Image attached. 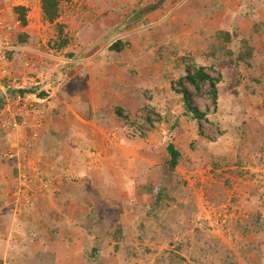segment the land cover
<instances>
[{
    "label": "rangeland",
    "instance_id": "374dc122",
    "mask_svg": "<svg viewBox=\"0 0 264 264\" xmlns=\"http://www.w3.org/2000/svg\"><path fill=\"white\" fill-rule=\"evenodd\" d=\"M220 8L69 0L50 22L41 0H0L8 99L27 90L19 108L0 92V264H264V0Z\"/></svg>",
    "mask_w": 264,
    "mask_h": 264
},
{
    "label": "trees",
    "instance_id": "16d2710c",
    "mask_svg": "<svg viewBox=\"0 0 264 264\" xmlns=\"http://www.w3.org/2000/svg\"><path fill=\"white\" fill-rule=\"evenodd\" d=\"M41 1H42V9H43L44 17L48 21L52 22V21H55L58 18V16H59V3L62 2V1H69V0H41ZM255 6L256 5L251 6L250 9L247 10V11L252 14L253 11L256 10L254 8ZM216 7H217V4H216V1H215V2H213L212 6L208 7V12H214ZM16 8H17V10H20L22 12V15H23V10L25 9V7L24 6H17ZM153 8L155 9L156 5L152 6V9ZM248 17H250V16H248ZM259 28H262V26H259ZM261 30L264 31V28H262ZM225 33H226V39L227 40L231 38V35L235 36V34L233 32H231V31L230 32L228 31V32H225ZM26 39H27L26 35H22L21 40L24 41ZM259 44H260V46H259V50L258 51H256L255 49L250 47V51H251L250 52V57L253 55L255 58H257L258 57L257 56L258 52H261V53L264 52V42H259ZM59 45H62V44H59ZM187 77L190 79V81L194 84V86L197 89H200V84L202 82L210 81L211 82V94L213 96L214 102L217 103V100H218V83L221 81L220 79H215L214 77H211L207 72L204 71L203 67H199L193 73H188ZM252 80L255 81L258 84L261 83V80L259 78L257 80L253 78ZM25 91H27V90L24 89V88L12 90V92H14V93L19 92L21 94L25 93ZM183 97H184V104H185L186 111L191 112L193 114L192 116H193L194 119H203V118L207 117V113L206 112L202 111L198 106L192 104L191 99H190V95H189V93L186 90H184V96ZM1 102H3L2 99H0V103ZM167 151L170 154V166L174 168L179 163V160H180V157H181V152L177 149V147L173 143H169L167 145ZM165 195H167L166 194V189L165 188H161L159 193H158V196H157L158 198H157V200L155 202L156 205L160 204V202L163 200ZM154 208H155V205L151 204L150 209H154Z\"/></svg>",
    "mask_w": 264,
    "mask_h": 264
},
{
    "label": "built area",
    "instance_id": "2783aa9c",
    "mask_svg": "<svg viewBox=\"0 0 264 264\" xmlns=\"http://www.w3.org/2000/svg\"><path fill=\"white\" fill-rule=\"evenodd\" d=\"M12 28L13 27L10 24H6L4 22L3 17L0 14V92L3 91L4 97L6 98L5 100L10 98L11 96L10 95L11 92L10 93L8 92L11 90L9 89L10 86H8L6 83L8 75L10 74L12 70V67H11L12 65L10 64L12 62V59L10 58V53L16 49H19L15 44L16 41L13 40ZM6 85L8 86V91H7ZM13 85H16V83H14ZM21 85L23 84H18V86H13V87L14 89H16L15 87H18L17 89H19L20 87H25ZM11 99H12V102L14 103V106H17L19 108V106L24 103L23 100L25 98L23 97L21 93L17 92V93H13ZM11 99H8L6 101V105L9 107L12 104Z\"/></svg>",
    "mask_w": 264,
    "mask_h": 264
},
{
    "label": "crops",
    "instance_id": "0c3cea01",
    "mask_svg": "<svg viewBox=\"0 0 264 264\" xmlns=\"http://www.w3.org/2000/svg\"><path fill=\"white\" fill-rule=\"evenodd\" d=\"M216 1V4H217V7H216V9L214 10V12H216V13H214V14H217V13H219V12H221L222 10H223V8H220L221 6L223 7L224 5L226 6V4L227 3H229V5H230V7H232L233 6V9L234 10H236V11H241L242 10V7H244V6H246V7H248V5H250V4H254V3H256V0L254 1V0H251L252 2H248L247 0H246V2H240L241 0H195L194 2H193V0H190V3L191 4H195V5H201V7H202V9H203V11L205 12L204 13V17L206 18V19H208V17H210L208 14H209V12H208V7L209 6H212V4H213V2H215ZM254 1V2H253ZM237 4H236V3ZM244 3H246V4H244ZM179 3H177V5H176V8L177 9H179V8H183V4H181V5H179ZM187 7H193L192 8V10L194 11L195 10V7L193 6V5H188ZM176 9V10H177ZM155 10H156V8H155ZM236 11H234L235 12V16H237V12ZM139 13V12H138ZM140 14V13H139ZM214 14H213V16H214ZM141 15V14H140ZM213 24H215L214 22L212 23L211 22V24L207 27L208 29H212V30H214L215 28H218L216 25H214L213 26ZM221 26H219V28H220ZM74 74L72 75V82H71V84L69 85V89L67 90L68 92H65V93H68V94H70L71 95V93L73 94V97L75 96V94L78 96L77 98L80 100V101H83L84 102V99L83 98H80L81 96L79 95V88L78 87H80V85H83V80H78L77 81V83H76V86H75V84H73V83H75V81H76V76H77V72H75V70H74V72H73ZM79 76V75H78ZM73 84V85H72ZM75 87H77L76 89H75ZM62 91V90H61ZM25 92H27V91H25ZM64 93V94H65ZM65 97L66 98H68L66 95H65ZM51 98V96H49L47 99H45V103L46 104H49V103H52L53 102V99H51L52 101H49V99ZM92 98V97H91ZM75 100V99H74ZM78 102V104L77 105H79L80 107H81V102ZM75 104V103H74ZM77 107V106H76ZM75 107V108H76ZM76 111L78 112V117H80L79 116V113H80V111H81V108H79V107H77L76 108ZM75 111V112H76ZM88 112H89V110H87ZM76 112V113H77ZM84 114V113H83ZM95 178L93 177V176H91L90 178H89V180L91 181V182H96V180H94ZM5 216V215H4ZM9 216L7 215V218H8ZM0 227H2V225L0 226ZM1 236V235H0ZM0 240H1V238H0ZM6 248V247H5ZM5 248H3L2 249V251L3 252H0L2 255H3V257H5L6 256V253H7V248L5 249ZM58 252H60V251H58ZM6 261H7V258H5L4 259V262H5V264H6ZM12 264H15V263H12Z\"/></svg>",
    "mask_w": 264,
    "mask_h": 264
},
{
    "label": "water",
    "instance_id": "95a60500",
    "mask_svg": "<svg viewBox=\"0 0 264 264\" xmlns=\"http://www.w3.org/2000/svg\"><path fill=\"white\" fill-rule=\"evenodd\" d=\"M140 16V14L138 12H135L131 18L129 19L128 22H132V21H135L138 17Z\"/></svg>",
    "mask_w": 264,
    "mask_h": 264
}]
</instances>
